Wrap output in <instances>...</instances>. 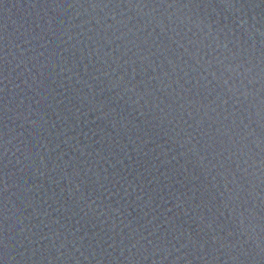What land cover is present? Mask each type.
Returning <instances> with one entry per match:
<instances>
[{"label":"water","instance_id":"1","mask_svg":"<svg viewBox=\"0 0 264 264\" xmlns=\"http://www.w3.org/2000/svg\"><path fill=\"white\" fill-rule=\"evenodd\" d=\"M0 264H264V0H0Z\"/></svg>","mask_w":264,"mask_h":264}]
</instances>
